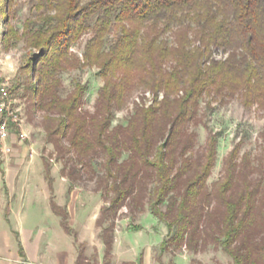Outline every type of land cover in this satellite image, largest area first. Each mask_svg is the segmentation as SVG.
Listing matches in <instances>:
<instances>
[{
    "label": "trees",
    "instance_id": "1",
    "mask_svg": "<svg viewBox=\"0 0 264 264\" xmlns=\"http://www.w3.org/2000/svg\"><path fill=\"white\" fill-rule=\"evenodd\" d=\"M37 8L42 24L31 43L41 53L28 92L60 157L73 153L82 167L104 160L96 176L108 203L98 220H110L102 235L107 259L120 210L148 204L168 229L162 253L214 243L228 264H264V142L257 164L235 146L210 185L217 135L197 150L191 129L208 127L200 116L206 97L239 96L264 111V0H38ZM87 34L81 59L71 49ZM87 66L104 81L93 114L82 110L87 84L61 94L62 73ZM138 90L128 123L114 126V112ZM51 204L73 234L67 212ZM76 264L92 263L81 250Z\"/></svg>",
    "mask_w": 264,
    "mask_h": 264
},
{
    "label": "rangeland",
    "instance_id": "2",
    "mask_svg": "<svg viewBox=\"0 0 264 264\" xmlns=\"http://www.w3.org/2000/svg\"><path fill=\"white\" fill-rule=\"evenodd\" d=\"M37 1L0 0V77L8 78L14 84L15 94L24 106L29 133L28 139L19 141L23 147L20 150L23 155L19 164L25 180L20 184L16 179V187L19 186V189L8 197L9 204H14L17 200L18 204L25 207L21 220L30 217L32 228L38 236L31 241L35 257L34 262L29 264H76L81 250L92 264H105L108 260L112 264H159L160 258L164 264H191L193 259L204 264L232 262L231 257L214 243L197 253L185 248L162 253L161 245L168 235V229L151 212L148 204L136 209L126 205L120 210L112 233V255L107 259L102 235L104 229L109 227L110 220L107 219L103 226L98 220L102 208L108 206V203L102 189L98 188L96 176L103 172L104 160L96 157L92 162L93 167H82L73 153L60 157L47 139L44 129L46 114L34 108V95L28 92V86L33 87L36 83L34 70L41 53V47L31 43L35 36L38 37L36 31L42 24ZM3 35H6V40ZM88 37V34L82 37L71 49L81 59ZM226 56L225 53L217 54L218 59ZM98 70L95 66H87L61 75V94L64 97L76 84L81 82L88 85L82 110L91 114L95 112L99 90L104 85ZM141 92L142 90L136 91L128 105L114 112V126L128 123L135 102L141 101ZM152 99V94L147 96V105ZM200 116L208 127H191L198 133L196 149L203 148L211 133L218 138L217 160L209 178L210 185L222 177L224 159L237 145L241 147V155L249 152L257 164L264 142L263 110L256 105L245 107L239 96L225 100L206 97L201 105ZM65 144L67 145L66 142ZM126 156L125 154L124 158ZM46 164L49 165V176ZM52 201L63 212H67L73 234L65 232L61 215L50 210L49 204ZM33 204L38 206L34 208ZM136 226L141 229L136 230ZM44 252L46 263L41 260Z\"/></svg>",
    "mask_w": 264,
    "mask_h": 264
},
{
    "label": "crops",
    "instance_id": "3",
    "mask_svg": "<svg viewBox=\"0 0 264 264\" xmlns=\"http://www.w3.org/2000/svg\"><path fill=\"white\" fill-rule=\"evenodd\" d=\"M9 143L13 153L7 157L0 156V264H29L34 262L35 257L31 241L38 236L32 228L30 217L21 220L26 211L25 207L18 204L17 200L14 204H9L8 197L19 189V186L16 187V181L19 180L21 184L25 180L19 164L23 155L20 150L23 147L14 133ZM19 176L21 179H18ZM37 206L33 204L34 208ZM49 206L53 211L52 204ZM65 232L68 233L66 230ZM45 258L44 252L41 256L43 263H46Z\"/></svg>",
    "mask_w": 264,
    "mask_h": 264
},
{
    "label": "built area",
    "instance_id": "4",
    "mask_svg": "<svg viewBox=\"0 0 264 264\" xmlns=\"http://www.w3.org/2000/svg\"><path fill=\"white\" fill-rule=\"evenodd\" d=\"M24 106L15 94L14 84L10 79L0 77V156L13 153L9 139L14 133L19 141L29 138L26 128Z\"/></svg>",
    "mask_w": 264,
    "mask_h": 264
}]
</instances>
